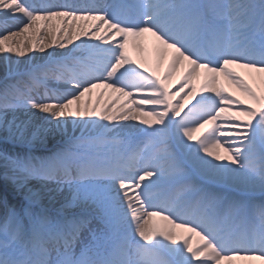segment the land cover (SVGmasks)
Wrapping results in <instances>:
<instances>
[{"label":"snow or ice","instance_id":"6c2138e0","mask_svg":"<svg viewBox=\"0 0 264 264\" xmlns=\"http://www.w3.org/2000/svg\"><path fill=\"white\" fill-rule=\"evenodd\" d=\"M0 54V264H264V0H0Z\"/></svg>","mask_w":264,"mask_h":264},{"label":"bare ground","instance_id":"6f19581e","mask_svg":"<svg viewBox=\"0 0 264 264\" xmlns=\"http://www.w3.org/2000/svg\"><path fill=\"white\" fill-rule=\"evenodd\" d=\"M113 2L116 3L117 5H120L117 0H113L111 3ZM40 23L42 24L43 22H40ZM52 23L55 24L56 21H52ZM79 23H83V22H79ZM135 41L136 42H134L133 38H129L128 55L132 59L137 60L138 62L144 63L149 68L157 71L160 74H163V72L167 69V66H168V63L171 57V51L169 50L168 53L164 55L162 58L161 53L158 51L157 42L155 41V38L151 36V34H145L144 36L140 37L138 40H135ZM69 47H72V46L70 45ZM28 55L31 56V55H39V54L29 53ZM8 56L12 60H17V59L27 60L28 59V56L23 57V58H17L15 57L14 54H8ZM7 71H8V65L5 62L4 54H0V84H2L5 78V75L7 74ZM184 71L185 69L182 68L180 73H178L176 77L173 78V81H172L173 91H175V87L178 86V82ZM235 71L239 72L241 76H243L244 79L247 80L258 91L261 90L262 87H264V85H262V80H264V74L259 73V72H249L248 70L243 69V68H236ZM204 82H205L204 74L202 72L201 76L195 81L197 90H199V88L204 84ZM219 86L222 89H224L226 92H232L234 96H240L241 98L245 99L246 102L251 103V101H249L246 97H244L243 93H241L233 84H231L225 78L223 77L220 78ZM101 91H105V90L96 89L91 94L93 103H95V100ZM110 95L114 96L115 94H112L110 91L105 92V98H107ZM101 103L103 104V100L101 101ZM194 103H195V100H191L186 106L185 111H187V108L191 107L192 104ZM230 114L231 113L227 111L224 113V115H230ZM20 115H21V119L25 118L23 112H21ZM253 123H255V120H253ZM212 127L214 126H206V128L202 129L200 133H197V136L202 137ZM69 134H71V130ZM75 135L76 136L80 135L79 130H76ZM3 171H4L3 168L0 167V173H3ZM0 177H1V174H0ZM257 194L260 195L259 193ZM151 226L155 227L157 230L168 229V230L175 232L180 238L181 245H182L183 239L187 237V235L180 233L179 231L176 230V228H173L163 219H159L157 217H153ZM158 238L162 239V237H158ZM166 243L170 244V242H166ZM191 243L193 245V248H196L199 244V242H196L193 239L191 240ZM77 251H79V249H77ZM55 258L56 256L52 257V259H55ZM233 264H260V262L257 260H253V261L236 260L233 262Z\"/></svg>","mask_w":264,"mask_h":264},{"label":"rangeland","instance_id":"374dc122","mask_svg":"<svg viewBox=\"0 0 264 264\" xmlns=\"http://www.w3.org/2000/svg\"><path fill=\"white\" fill-rule=\"evenodd\" d=\"M0 174H1L0 181H2L3 173H0ZM9 191H11V189H9ZM256 196H261V195L256 194ZM256 199H258V198H256ZM260 199H261V200H264V197L261 196ZM3 201H4V202H0V204H3V208H2V209H4V212H3V213H4V216H3L2 222H1L0 224L3 223L4 218H5L6 214H7V208L5 207V202L10 203L11 205H15V206L17 207V210H18V211H22L21 206H20L19 204H17V198H16V197H14V196L10 197V196H8L7 194H5V195L3 196ZM255 201H256V200H255ZM180 233H181V232H180ZM185 235H186V233H185ZM196 238H197V237L194 238V237L192 236V239L195 240L196 242H199V244H200V241H198V239H196Z\"/></svg>","mask_w":264,"mask_h":264}]
</instances>
